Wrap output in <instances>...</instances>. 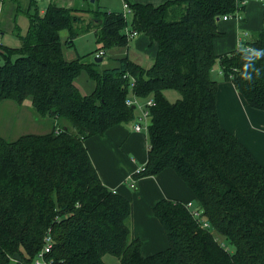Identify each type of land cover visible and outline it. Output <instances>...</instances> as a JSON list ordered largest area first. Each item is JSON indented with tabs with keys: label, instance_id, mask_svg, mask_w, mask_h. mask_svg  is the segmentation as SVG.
Masks as SVG:
<instances>
[{
	"label": "trees",
	"instance_id": "trees-1",
	"mask_svg": "<svg viewBox=\"0 0 264 264\" xmlns=\"http://www.w3.org/2000/svg\"><path fill=\"white\" fill-rule=\"evenodd\" d=\"M15 1L29 27L25 34L14 28L20 45L0 42V101L30 98L35 114L53 123L41 134L0 135V264H35L47 238L46 264H109L106 254L120 264H264V165L222 127L212 75L219 62L249 105L264 110V28L254 33V52L217 54L215 41L225 35L219 20L235 12L237 0H129L131 20L99 5L50 2L41 14L35 0ZM126 27L156 46L151 66L127 54L104 69L85 55L65 57L64 45L90 30L94 54L127 47ZM82 72L94 82L90 93L75 83ZM131 76L136 96L154 99L147 161L136 182L172 168L194 193L193 207L167 198L155 203L169 243L148 256L132 236L131 200L103 183L85 144L133 122ZM168 89L181 97L170 101ZM193 208L203 211L209 227L199 224Z\"/></svg>",
	"mask_w": 264,
	"mask_h": 264
},
{
	"label": "crops",
	"instance_id": "crops-1",
	"mask_svg": "<svg viewBox=\"0 0 264 264\" xmlns=\"http://www.w3.org/2000/svg\"><path fill=\"white\" fill-rule=\"evenodd\" d=\"M21 1L25 6L29 4V0ZM103 1L109 2L108 0ZM103 1L35 0L41 14L44 13L50 2L87 9L92 5L93 7L96 5L106 6ZM130 1L150 2L157 5L166 0ZM0 5L1 39L3 42V36L8 35L10 31L13 32L14 28L17 27L18 16L22 14L27 17V15L17 13L18 3L15 0H0ZM10 12L15 14V16H9L12 19L13 26L3 28L7 23L5 18ZM80 13L88 16V12L80 11ZM263 14L264 7L262 3L259 0H250L241 19H221L222 22L219 21V28L225 35L215 41L217 54L229 53L238 49L239 35L242 29L247 28L253 33L263 29ZM28 27H26V31H23L20 27L21 33L25 34ZM18 39L20 40L19 37ZM131 45L134 50L132 52L134 58H130L145 67L151 66L156 54V46L144 34H138L131 39L127 47L112 48L115 51L114 55L111 56L113 62L116 63L118 56L129 55ZM107 53L108 51H105L104 55L99 56L103 58L102 61H104V56ZM212 75L218 81L217 110L222 127L236 135L250 150L256 161L264 165V110L249 105L234 83L223 77L219 62L214 66ZM137 102L142 104L144 100L138 97ZM139 111L140 109L136 108V113H139ZM85 144L103 183L131 200L133 206L130 220L132 236L142 240V254L148 256L167 248L169 243L167 234L160 220L154 215L153 206L163 198L193 203L194 193L172 168H166L156 175L140 178L137 180L135 188L129 185L128 176L147 161L148 132L134 130L133 122L117 124L109 128L103 135H94L87 138ZM22 262V264H27L23 260Z\"/></svg>",
	"mask_w": 264,
	"mask_h": 264
},
{
	"label": "rangeland",
	"instance_id": "rangeland-1",
	"mask_svg": "<svg viewBox=\"0 0 264 264\" xmlns=\"http://www.w3.org/2000/svg\"><path fill=\"white\" fill-rule=\"evenodd\" d=\"M108 1L109 2L103 1L106 5L104 6L106 9L118 12L123 11L122 0ZM9 16H15V14L13 12L7 14V17L5 18L7 23L3 28H11L13 26L12 19ZM128 19L131 20L130 14L128 15ZM219 21L222 22L221 20ZM18 25L23 31H26V27H28V17L22 14L19 15ZM61 35L64 40L68 36V32L62 31ZM0 42H2L1 37ZM2 43L10 46H18L20 45V40L14 31H10L8 35L3 36ZM96 48V37L94 31L90 30L82 33L80 32V34L74 39L71 46L64 45V54L67 59H73L78 56L85 55L84 59L86 61H93L96 56V54H94ZM133 51L134 50L131 45L129 55L132 58H134V54L132 53ZM114 52L115 51L113 49L108 50L107 55L104 56V61H102V63L100 62L99 64L100 69L113 67L116 65L111 57L114 55ZM75 83L82 89L84 93H90L93 89L92 87L94 86V82L89 79L87 73L85 72H82L81 75H79ZM165 95L170 101H175L181 97V94L175 89L166 90ZM52 123L53 122L50 118L40 117L35 114V112L32 110L30 98L25 99L22 104H18L17 102L9 99L0 101V135L7 139L13 140L26 133H45L46 131L51 130ZM104 259L109 264H120L119 259L111 254H106Z\"/></svg>",
	"mask_w": 264,
	"mask_h": 264
},
{
	"label": "built area",
	"instance_id": "built-area-1",
	"mask_svg": "<svg viewBox=\"0 0 264 264\" xmlns=\"http://www.w3.org/2000/svg\"><path fill=\"white\" fill-rule=\"evenodd\" d=\"M249 1L250 0H237L238 4H237V8L235 12L233 14H225L224 16H222L221 19L223 20H228L231 18L241 19L244 14L245 7L247 6ZM259 1L262 3L264 7V0H259ZM122 3H123L122 12L125 17H128V15L130 14L129 0H122ZM263 19H264V15H263ZM125 32L127 33V36L130 40L139 34L137 31L131 30L130 27H126ZM255 38H256L255 34L251 30L247 28L242 29L239 35V49H245L247 51L254 52L253 42L255 41ZM104 53H105L104 50H100L97 52L96 56L97 57L102 56L104 55ZM134 83H135V78L131 76V83H130L131 91H130V94L128 95L129 98L127 99V103L129 105L134 104L135 108L140 109L139 113H137L135 119L133 120V129L136 131H143V130L147 131L149 124H150V118H151L150 108L154 105V99L152 97H148L146 100H144L142 104L138 103L137 102L138 97L132 90ZM141 169H142V166L137 167V169L128 176L129 185L131 187H135L136 185V178L134 174L138 173ZM187 205L188 207H193L192 202L187 203ZM191 210H192L193 216L196 218V220L199 222V224L202 227L204 228L209 227V223L205 219L202 218L203 211L201 209L193 208ZM50 248H51L50 238H47V244L45 245L43 251L40 254H38V257L35 260V264H46L43 254L44 252H49Z\"/></svg>",
	"mask_w": 264,
	"mask_h": 264
},
{
	"label": "water",
	"instance_id": "water-1",
	"mask_svg": "<svg viewBox=\"0 0 264 264\" xmlns=\"http://www.w3.org/2000/svg\"><path fill=\"white\" fill-rule=\"evenodd\" d=\"M92 2H94V0H91ZM96 62H101L103 60L102 57H95L94 59Z\"/></svg>",
	"mask_w": 264,
	"mask_h": 264
}]
</instances>
